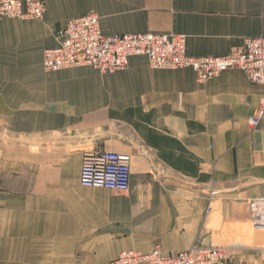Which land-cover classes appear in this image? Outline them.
<instances>
[{"label":"crops","instance_id":"1","mask_svg":"<svg viewBox=\"0 0 264 264\" xmlns=\"http://www.w3.org/2000/svg\"><path fill=\"white\" fill-rule=\"evenodd\" d=\"M44 1L42 20L0 19V264H111L157 245L264 264L252 224H264V121L248 126L261 86L242 70L200 83L144 57L106 75L44 68L88 12L106 36L177 33L188 56H226L264 36V0ZM102 151L132 157L129 192L80 185L85 154Z\"/></svg>","mask_w":264,"mask_h":264},{"label":"built area","instance_id":"2","mask_svg":"<svg viewBox=\"0 0 264 264\" xmlns=\"http://www.w3.org/2000/svg\"><path fill=\"white\" fill-rule=\"evenodd\" d=\"M46 11L44 0H0V19L42 20ZM58 36L61 43L44 52L47 71L87 66L106 75L126 70L131 58L144 57L155 69H191L200 83L228 70H242L252 84L262 87L264 94V36L246 38L226 56L192 57L187 54V38L182 34L106 36L95 12L70 20ZM263 121L264 98L248 119V126L255 131ZM131 181V156L108 151L85 155L80 172L83 188L126 193L131 189ZM261 217L254 215L252 224L256 233L261 232V235L257 234L264 245V224H258ZM229 260V251L225 247L195 246L176 255H165L157 245L149 253L124 251L111 264H227Z\"/></svg>","mask_w":264,"mask_h":264},{"label":"bare ground","instance_id":"3","mask_svg":"<svg viewBox=\"0 0 264 264\" xmlns=\"http://www.w3.org/2000/svg\"><path fill=\"white\" fill-rule=\"evenodd\" d=\"M91 153H93V152L86 153L85 155H88V154H91Z\"/></svg>","mask_w":264,"mask_h":264},{"label":"rangeland","instance_id":"4","mask_svg":"<svg viewBox=\"0 0 264 264\" xmlns=\"http://www.w3.org/2000/svg\"><path fill=\"white\" fill-rule=\"evenodd\" d=\"M250 207H252V205H250ZM255 232V231H254ZM258 233V232H257ZM259 234V233H258ZM255 235H256V232H255ZM259 235H261V234H259Z\"/></svg>","mask_w":264,"mask_h":264}]
</instances>
